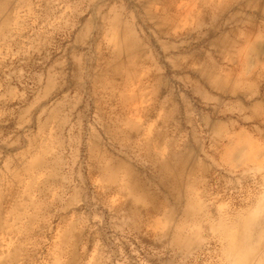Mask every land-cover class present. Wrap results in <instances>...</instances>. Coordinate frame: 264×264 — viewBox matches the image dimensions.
<instances>
[{
    "label": "rangeland",
    "instance_id": "obj_1",
    "mask_svg": "<svg viewBox=\"0 0 264 264\" xmlns=\"http://www.w3.org/2000/svg\"><path fill=\"white\" fill-rule=\"evenodd\" d=\"M226 1L0 0V264H264V2Z\"/></svg>",
    "mask_w": 264,
    "mask_h": 264
},
{
    "label": "bare ground",
    "instance_id": "obj_2",
    "mask_svg": "<svg viewBox=\"0 0 264 264\" xmlns=\"http://www.w3.org/2000/svg\"><path fill=\"white\" fill-rule=\"evenodd\" d=\"M236 1H237V0H227L224 4L221 3L222 6H221V7H217L215 10H216L217 13L219 14V13L225 11L226 9H228L230 6H232ZM249 2H250V1H249ZM260 2L262 3V2H264V0H255L252 4H250V3L247 4L248 9L253 8L257 3H260ZM247 3H248V2H247ZM260 5H261V4H260ZM7 10H8V9H7ZM258 10H259V9H258ZM260 12H261V10H260ZM212 13H213V12H212ZM261 13H262V12H261ZM258 14H259V13H258ZM263 15H264V14H263ZM261 17H262V15H261ZM263 17H264V16H263ZM263 17H262V18H263ZM257 19H258V18H257ZM260 19H261V18H260ZM263 19H264V18H263ZM258 23H259V22H258ZM215 29H216V28H215ZM130 124H131V123H130ZM180 160H181V159H180ZM182 160H183V157H182ZM184 160H185V158H184ZM177 161H178V160H177ZM179 162H180V161H179ZM179 164H180V163H179ZM183 164H184V163H183ZM166 165H167V164H166ZM167 166H168V165H167ZM172 166H173V165H172ZM175 166H176V165H175ZM185 167H186V166H185ZM185 167H184V168H185ZM108 168H109V167H108ZM167 168H168V167H167ZM102 169H103V168H102ZM104 169H106V168H104ZM176 169H178V168L176 167ZM185 169H186V168H185ZM185 169H184V170H185ZM111 170H112V169H111ZM170 170H171V169H170ZM102 171H103V170H102ZM161 171H162V170H161ZM176 171H177V170H176ZM185 171H186V170H185ZM109 172H110V171L108 170L107 173H109ZM163 173H164V172H163ZM169 173H170V172H169ZM180 173H182V172H180ZM184 173H186V172H184ZM184 173H182V174H184ZM104 174H105V173H104ZM110 174H111V173H109V175H110ZM166 174H167V173H166ZM177 174H178V173H177ZM186 174H187V173H186ZM186 174H185V175H186ZM105 175H106V174H105ZM164 175H165V173H164ZM168 175H169V174H168ZM185 175H184V176H185ZM184 176H183V177H184ZM111 177L113 178L114 176L111 174L110 178H111ZM165 177H166V176H165ZM136 179H137V178H136ZM141 179H142V178H141ZM163 179H164V178H163ZM165 179H166V178H165ZM181 179H182V178H181ZM181 179H180V180H181ZM112 180H113V179H112ZM139 180H140V179H139ZM170 180H172V179H170ZM180 180H179V181H180ZM144 181H145V180H144ZM129 183H130V182H129ZM174 183H175V182H174ZM130 184H131V183H130ZM138 184H139V183H138ZM180 184H181V183H180ZM188 184H189V183H188ZM191 184H192V182H191ZM191 184H190V185H191ZM126 185H127V183H126ZM140 185H141V184H140ZM196 185H197V184H196ZM124 186H125V185H124ZM175 186H176V184H175ZM140 187H141V186H140ZM127 188H129V187H127ZM180 188H181V187H180ZM190 188H191V187H190ZM151 189H152V187H151ZM151 189H150V190H151ZM180 190H182V189H180ZM191 190H192V189H191ZM128 191H129V190H128ZM154 192H155V191H154ZM191 192H192V191H191ZM195 192H196V191H195ZM178 193H179V192H178ZM127 194H128V193H127ZM154 194H155V193H154ZM193 194H194V193H193ZM198 195H199V194H198ZM2 196H3V195H2ZM190 196H191V194H190ZM199 196H200V195H199ZM129 197H131V196L129 195ZM192 197H193V196H192ZM194 197H195V196H194ZM158 198H159V197H158ZM170 198H171V197H170ZM134 199H135V198H134ZM187 199H188V198H187ZM195 199H196V198H195ZM131 200H133V199L131 198ZM170 200H171V199H170ZM172 200H173V199H172ZM196 200H197V199H196ZM199 200H201L200 197H199ZM202 200H203V199H202ZM134 201H135V200H134ZM145 201H146V200H145ZM148 201H149V200H147V202H148ZM159 201H160V200H159ZM187 201H188V200H187ZM187 201H186V202H187ZM204 201H205V200H204ZM136 202L138 203V201H136ZM140 202H141V201H140ZM180 202H181V201H180ZM161 203H163V202H161ZM171 203H172V202H171ZM199 203H200V202H199ZM204 203H205V202H204ZM132 204H133V203H132ZM164 205H165V204H164ZM164 205H163V206H164ZM183 206H184V205H183ZM204 206H205V205H204ZM135 207H137V206H135ZM141 207H142V206H141ZM164 207H165V206H164ZM166 207H167V206H166ZM197 207H199V206H197ZM200 207H201V206H200ZM125 208H126V207H125ZM146 208H148V207H146ZM210 208H211V207H210ZM213 208H214V207H213ZM257 208H258V206H257ZM259 208H261V207H259ZM126 209H127V208H126ZM155 209H156V208H155ZM199 209H200V208H199ZM199 209H198V211H199ZM142 210H143V209H142ZM142 210H141V211H142ZM174 210H177V209L175 208ZM186 210H187V209H186ZM123 211H124V210H123ZM149 211H150V210H149ZM153 211H154V210H153ZM179 211H180V210H179ZM196 211H197V210H196ZM209 211H210V210H209ZM213 211H214V210H213ZM136 212H137V210H136ZM201 212H202V211H201ZM210 212H211V211H210ZM118 213H120V212H118ZM129 213H130V212H129ZM149 213H150V212H149ZM154 213H155V212H154ZM174 213H175V212H174ZM192 213H194V212H192ZM192 213H191V214H192ZM214 213H215V212H214ZM261 213H262V212L260 211V214H261ZM123 214H124V213H123ZM130 214H131V213H130ZM135 214H136V213H135ZM138 214H139V213H138ZM150 214H151V213H150ZM176 214H177V213H176ZM187 214H188V213H187ZM196 214H197V213H196ZM212 214H213V213H212ZM217 214H218V213H217ZM131 215H132V214H131ZM178 215H179V214H177V217H178ZM181 215H182V214H181ZM185 215H186V214H185ZM147 216H148V215H147ZM150 216H151V215H150ZM192 216H193V214H192ZM194 216H195V214H194ZM210 216H211V214H210ZM256 216H258V215H256ZM128 217H129V216H128ZM153 217H154V216H153ZM200 217H201V216H200ZM207 217H208V216H207ZM211 217H213V216H211ZM247 217H248V216H247ZM250 217H251V216H250ZM254 217H255V216H254ZM183 218H184V217H183ZM191 219H192V218H191ZM198 219H199V218H198ZM198 219H197V220H198ZM211 219H212V218H211ZM246 219H247V218H246ZM132 220H133V219H132ZM136 220H138V219L136 218ZM175 220H176V219H175ZM193 220H194V218H193ZM195 220H196V219H195ZM197 220H196V221H197ZM200 220H201V219H200ZM205 220H206V219H205ZM207 220H208V219H207ZM146 221H147V220H146ZM189 221H190V220H189ZM211 221H212V220H210V223H211ZM245 221H246V220H245ZM128 222H129V221H128ZM174 222H175V221H174ZM180 222H181V221H180ZM194 222H195V221H194ZM194 222H192V223L194 224ZM198 222H199V221H198ZM208 222H209V221H207V225H208ZM212 223H213V222H212ZM237 223H238V222H237ZM165 224H166V222H165ZM190 224H191V223H190ZM216 224H217V223H216ZM238 224H239V223H238ZM157 225H158V224H156V227H157ZM175 225H176V224H175ZM182 225H184V224H182ZM196 225H197V224H196ZM200 225H202V224H200ZM207 225H206V226H207ZM184 226H185V225H184ZM184 226H183V227H184ZM194 226H195V224H194ZM204 226H205V224H204ZM246 226H247V225H246ZM210 227H212V226H210ZM241 227H242V226H241ZM157 228H158V227H157ZM159 228H160V227H159ZM196 228H197V227H196ZM213 228H214V227H213ZM170 229H171V228H170ZM175 229H176V228H175ZM181 229H182V228H181ZM187 229H188V228H187ZM214 229H215V228H214ZM182 230H183V229H182ZM191 230H192V229H191ZM157 231H158V230H157ZM159 231H161V230H159ZM159 231H158V233H159ZM171 231H172V230H171ZM171 231H170V233H173V232H171ZM184 231H185V229H184ZM189 231H190V229H189ZM189 231H188V232H189ZM203 231H204V229H203ZM203 231H202V232H203ZM214 231H215V230H214ZM235 231L238 232V233H237V232L235 233L236 236H237V234H239L240 231L237 230V229H236ZM162 232H163V231H162ZM200 232H201V231H200ZM202 232H201V233H202ZM166 233H167V232H166ZM186 233H187V232H186ZM189 233H190V232H189ZM194 233H196V232H194ZM194 233H193V235H194ZM159 234H160V233H159ZM177 234H178V233H177ZM181 234H182V232H181ZM165 235H167V234H165ZM173 235H174V234H173ZM186 235H188V234H186ZM242 235H243V232H242ZM162 236H163V234H162ZM198 236H199V235H198ZM211 236H212V235H211ZM253 236H254V235H253ZM168 237H169V236H168ZM188 237H190V236H188ZM209 237H210V236H209ZM180 238H181V237H180ZM169 239H170V237H169ZM171 239H172V237H171ZM190 239H191V238H190ZM192 239H193V236H192ZM242 239H243V238H242ZM248 239H249V237H246V240H248ZM151 241H152V240H151ZM193 241H194V240H193ZM199 241H200V240H199ZM199 241H198V242H199ZM154 242H155V241H154ZM157 242H158V241H157ZM170 242H171V241H170ZM180 242H181V240H180ZM198 242H197V243H198ZM190 243H191V242H190ZM192 244H193V243H191V245H192ZM188 245H189V244H188ZM194 245H195V244H194ZM236 245H238V244H236ZM257 245H258V244H257ZM261 245H262V244H261ZM160 246H161V245H160ZM262 246H263V245H262ZM176 248H177V247H176ZM168 249H169V248H168ZM174 249H175V248H174ZM259 249H260V248H259ZM182 250H183V249H182ZM257 250H258V249H257ZM260 250H261V249H260ZM159 251H160V250H159ZM164 251H165V250H164ZM171 251H172V250H171ZM161 252H162V251H161ZM169 252H170V251H169ZM173 252H174V251H173ZM176 252H177V251H176ZM253 252H255V251H253ZM241 253H242V252H241ZM258 253H259V252H258ZM169 255H170V253H169ZM248 255H250V254L248 253ZM263 255H264V254H263ZM254 256H255V255H254ZM180 258H181V257H180ZM232 258H233V257H232ZM258 258H259V257H258ZM178 259H179V258H178ZM228 260H229V259H228ZM237 260H238V259H237ZM257 260H258V259H257ZM252 261H253V260H252ZM257 262H258V261H256L255 263L257 264ZM250 263H251V262H250ZM247 264H248V263H247Z\"/></svg>",
    "mask_w": 264,
    "mask_h": 264
}]
</instances>
